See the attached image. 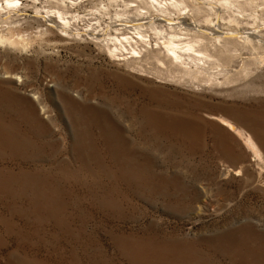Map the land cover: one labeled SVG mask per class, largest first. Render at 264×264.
<instances>
[{
	"label": "rangeland",
	"instance_id": "obj_1",
	"mask_svg": "<svg viewBox=\"0 0 264 264\" xmlns=\"http://www.w3.org/2000/svg\"><path fill=\"white\" fill-rule=\"evenodd\" d=\"M108 2L115 16L124 7L120 0L73 5V13L87 18H76L71 28L84 26L96 6ZM187 2L206 6L205 0ZM55 3L25 0L6 24H17L14 37L30 35L28 47L0 46V264H264V166L208 116L232 118L264 151V64L255 63L254 50L240 45L238 52L222 54L230 73L221 88L186 89L130 72L87 35L39 31V18L45 21L34 17L36 9L42 15ZM255 4L242 12L221 9L223 30L259 31L264 40V0ZM207 12L186 20L204 25ZM149 62L145 69L160 67ZM93 70L99 80L89 86ZM120 72L138 86H119ZM245 83L250 92L218 93ZM145 88L166 103L151 100ZM176 119L190 126L173 128Z\"/></svg>",
	"mask_w": 264,
	"mask_h": 264
},
{
	"label": "bare ground",
	"instance_id": "obj_2",
	"mask_svg": "<svg viewBox=\"0 0 264 264\" xmlns=\"http://www.w3.org/2000/svg\"><path fill=\"white\" fill-rule=\"evenodd\" d=\"M55 1H56V3L51 6L52 8H48L46 10L44 9L45 10V14L43 13L44 15L43 14L40 15V13L42 11H40V9L37 7L38 8V9H36L37 13L36 14L34 13L35 14L34 17H36V18L41 17L42 20L45 21V22H41L40 18H39V20H38L39 21V27H40L39 31L45 30V32H46L47 30H49L51 28H59L62 36H65L68 38H70L71 36L79 37V35H82V36L87 35L91 40L93 39L94 42L98 43L104 49H106L107 54L113 60H118L120 62L119 64L123 63L130 72H133V73L136 72L142 76L144 75V76H148V77H153L157 81H160V82H168V83H172V84L183 85L186 89H191V90L214 91L215 89L219 88L221 84L225 83V80L227 81V79L229 77V73H230L227 64H225V60L222 59L223 57H221L222 54L223 53H226V54L229 53V55H230V53L232 54L233 52H236L238 46H240V45L247 47V48L251 47V51L254 50V53L256 54V56L253 58L255 63L258 65L264 64V54L262 51V46L260 45V43L264 40L259 39V37H260L259 35H261L259 33V31H258V33H259V35H258L259 37H258L257 36L258 33L255 31H245V30L241 31L238 29L235 30L234 28H233V30H230L231 26H230L229 30H223V26H221L222 24H220L221 9L224 11V10H229V9L235 8L238 12H242L246 6H252V7L256 6L255 0H243L245 2H241L240 0H205L206 2H204V3L206 4V6H205L206 8L205 7L203 8V6H199V5L194 4V3H188L187 2L188 0H136V1L120 0V1H122L124 7L121 11L117 10L115 12V14L118 18L113 14V12L112 13L110 12L111 9H109V6L111 4L109 5V2L108 3H100L99 5L96 6L97 7L96 11L92 13L91 20L87 19L86 22L84 21V24L86 25L87 21L90 22L93 19H97V21L95 23H96V25H98L97 23H102V18L105 15L107 18H109V21L106 22L107 25L102 29L101 33L96 32L95 34H92V35L89 33V30H95L97 27L94 28V26H92L91 24H90L91 27L89 29H87L86 28L87 26L84 25V26L80 27L81 28V30H80V28L76 27L77 24H76L75 28H77L78 30H74L73 29L74 27L71 28L73 26V23L76 20V18H79V17L83 18V19L87 18V16H84V15L81 16V13L78 10H76V12L73 13L72 9H70L73 5L74 6L78 5L82 0L80 2H77V0H55ZM109 1H118V0H109ZM18 3H19V0H5L3 2L0 1V23H2V25H0V46H5L6 49H7V47L8 48L21 47L23 49H26L29 45V41H27L28 37H30L29 34H21L19 31V32H17L18 38L14 37V33H13L14 30H11V28L18 27L17 24H15L13 26L6 24L7 22H9V19L12 16V11H15V10L17 11V9L15 7L18 5ZM220 4L222 5V7ZM260 4H261V2H260ZM259 7H261V6H259ZM257 8H258V6H257ZM129 9L133 10V13H131ZM249 9L250 8H248V10ZM202 11H205V12L208 11L206 13L207 15H205V18H204V25L201 23V21L196 20V19H193V20L190 19L191 21H188V19L186 20V18H188V15L194 17L195 15H197V13L199 14V12H202ZM253 12L255 14V11H253ZM109 14H111L112 16H110ZM256 14H258V13H256ZM212 15H214L215 17L213 18ZM260 16H261V14H260ZM255 19H256V17H255ZM224 20H226V19H224ZM119 21L121 22L120 24L123 25V27L121 29L117 27V22H119ZM230 21H234V22L238 23V19L236 17L231 18ZM251 26H253V24ZM257 26H259V25H257ZM83 27H85V28H83ZM249 30H250V28H249ZM256 31H257V29H256ZM151 34H154V36L156 37V39H157L156 42L154 39H152ZM256 37H258L259 40L257 39L255 42ZM263 49H264V46H263ZM241 50H242V48H241ZM152 54H154V55H152ZM238 55H240V54H238ZM234 56H235V54H234ZM234 56H229V57L234 58ZM150 58H153L155 61H157L158 65L160 66L158 69H156V68H155L156 70H150L149 69V67H148L149 65L147 63L150 61ZM227 61L229 64V62H230L229 58ZM144 64L148 65L147 66L148 69H145ZM56 68L60 69L59 67H56ZM56 68H55V70H56ZM87 68H88V66H87ZM248 68H249L248 66H244L245 74L248 71ZM75 69H76V67H75ZM76 70H78V69H76ZM56 71L58 72L59 70H56ZM89 71H90V69H89ZM100 71H101V69H100ZM79 72H82L81 68H79ZM85 74H83V75H85ZM88 75H89V77L85 76V78L88 77V79L91 81L89 83V86L92 83H97L95 81L99 80L100 74L98 72H95L94 70L92 72H90V74H88ZM120 75H121V72L119 75H117V77L119 78L118 79L119 86L120 85L122 86V84L124 82H126V83L128 82L129 86L130 87L132 86V89H134L133 87L138 86L137 82L133 78L127 77L126 75H124V78H123V76L121 75V77H120ZM219 75H222L224 82L219 80V77H218ZM80 76L83 77L82 75H80ZM80 76H78V77H80ZM81 77L79 79H81ZM203 77H205V78H203ZM232 77H234V76H232ZM83 82H84V80H83ZM251 84H252V82H251ZM251 84L245 83V84H243V86H239L240 88L234 87V88L220 90V91L218 90V93L228 94V96H232V95L237 94V96H238L240 94L247 93L245 91H249V89L251 90V88H252V87H250V86H252ZM97 86H99V85H97ZM156 86L158 87L159 90L166 89V86L164 87V86H162V84H158ZM64 89H65V87H64ZM66 89H68V88H66ZM1 90L2 89H0V92H1ZM7 90L8 89L5 88V91H7ZM91 90H92V88H91ZM12 91H10V92H12ZM122 91H123V89H122ZM90 92H92V91H90ZM144 92L146 94L150 93L151 95L149 97L153 96L150 99L157 102L158 104H165L166 103V101H164V100L156 99V97L153 95L155 93L153 90L151 93L150 89L145 88ZM12 94H14V93H12ZM93 94H94V92H93ZM14 95H12V96L14 97ZM65 95H66V93H65ZM0 96H1V94H0ZM18 96H19V94H18ZM23 96H22V98H24ZM9 97H11V96H9ZM16 98L17 97H15L14 99H16ZM2 99H0V100H2ZM89 100H90V98H89ZM121 100H122V98H121ZM20 101L22 102L23 99ZM29 101H31V100H29ZM115 101H117V100H115ZM4 102H6V101H4ZM11 102L13 103V100ZM86 102L88 103V101H86ZM7 103H9V101ZM32 103H31V105H32ZM68 103H70V102H68ZM150 103H151V101H150ZM14 104H15V102H14ZM27 104H29V103H27ZM34 104H36V103L34 102ZM16 105H18V103ZM80 105L83 106V104H80ZM19 107H20V105H19ZM31 107L34 109L35 106L34 107L31 106ZM85 108H86V106H85ZM107 108H109V107H107ZM158 108H159V106H158ZM15 109L17 110V108H15ZM21 109H22V106H21ZM8 110H12V109L9 108ZM8 110L5 112H8ZM18 110H20V109H18ZM22 110H24V109H22ZM27 110H28V108H27ZM38 110L41 111V109H38ZM127 110H129V108ZM12 111H11V116H12ZM30 111H28V112H30ZM144 111L148 112L147 109ZM156 111H157V109H156ZM0 112H2V111H0ZM24 112H25V110H24ZM34 112H35V110H34ZM90 112H92V111H90ZM150 113L152 115L153 112L150 111ZM6 114H8V113H6ZM27 114H29V113H26V116H27ZM153 114H155V113H153ZM171 114H173V113H171ZM9 115L10 114H8V117H9ZM22 115H25V113ZM26 116H25V119H26ZM28 116H30V115H28ZM157 116H159L158 111H157ZM208 116L211 117L212 119L217 120L219 123L224 125V127L228 128L242 142V144L246 147V149L253 155V158H254L253 160L254 161L256 160V162H258L264 166V151L262 150L260 144L256 141L254 136L249 131H247L243 126L239 125V123L234 121L232 118L225 116L223 114L209 113ZM5 117L7 118V116H5ZM37 117H38V115H37ZM39 117H38V120L39 121L42 120ZM27 118H29V117H27ZM2 119H4V118H2ZM32 119H35V118L33 117ZM189 120H191V118ZM36 121L37 120H35V122ZM179 121H180V123H178V125L175 124L173 126V128L174 127L180 128L184 125H185V127L190 126L189 122H187V119L179 120ZM27 122H28V119H27ZM32 122H34V121H32ZM41 122H42V124L44 123V121H41ZM19 123H21V122H19ZM31 125H32V123H31ZM42 126H44V124ZM42 126L40 125V127H42ZM31 127H33V126H31ZM34 127H36V126L34 125ZM45 129H46V127H45ZM21 130H22V128H21ZM18 133L21 134L22 132L21 133L18 132ZM24 135H25V133H24ZM3 137L4 136H2V139H3ZM23 140H24V138H23ZM4 141H6V137H5ZM15 143L17 144V141ZM23 143H26V142H23ZM23 143H22V145H23ZM5 145L6 146L9 145L8 142ZM19 147H20V145H19ZM22 172H24V171H22ZM162 253L165 254L164 252H162ZM169 255H167V256L169 257ZM245 256H246V254H245ZM248 257H249V255H248Z\"/></svg>",
	"mask_w": 264,
	"mask_h": 264
},
{
	"label": "built area",
	"instance_id": "obj_3",
	"mask_svg": "<svg viewBox=\"0 0 264 264\" xmlns=\"http://www.w3.org/2000/svg\"><path fill=\"white\" fill-rule=\"evenodd\" d=\"M20 1V3L18 4L19 6L17 7V10H19V12L21 11V9H23L24 8V1L25 0H19ZM18 12V13H19ZM15 13V11H13V14ZM95 23V20H92V21H90L89 22V24H88V26H87V29H89L91 26H90V24H92V26H94V28H96L95 30H89V33L92 35V34H95L96 32H98V33H101V31H102V29L107 25L106 23H103V21H102V23H97L98 25H96V23ZM121 22L119 21V22H117V27L118 28H122L123 27V25H121L120 24ZM94 24V25H93ZM104 25V26H103ZM110 31V30H109Z\"/></svg>",
	"mask_w": 264,
	"mask_h": 264
}]
</instances>
